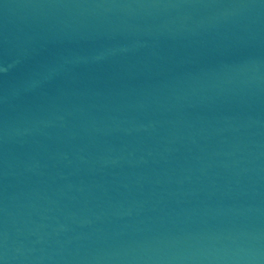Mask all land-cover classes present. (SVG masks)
<instances>
[{"label":"water","instance_id":"95a60500","mask_svg":"<svg viewBox=\"0 0 264 264\" xmlns=\"http://www.w3.org/2000/svg\"><path fill=\"white\" fill-rule=\"evenodd\" d=\"M0 264H264V0H0Z\"/></svg>","mask_w":264,"mask_h":264}]
</instances>
